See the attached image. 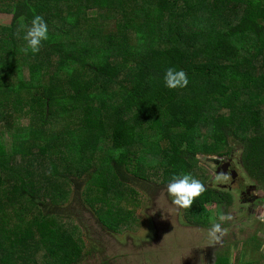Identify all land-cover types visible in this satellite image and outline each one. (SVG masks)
<instances>
[{
  "label": "trees",
  "instance_id": "16d2710c",
  "mask_svg": "<svg viewBox=\"0 0 264 264\" xmlns=\"http://www.w3.org/2000/svg\"><path fill=\"white\" fill-rule=\"evenodd\" d=\"M0 2L12 14L11 33L0 39V88L15 99L0 102V115L19 104L33 108L12 145L0 128V214L12 207L22 226L0 217V264L81 261V236L58 219L72 217L49 208L63 201L69 181L88 183L87 201L116 231L134 220L124 205L139 203L131 176L148 178L153 168L163 184L182 173L204 184L198 155H231V139L243 144L248 171L264 180V0ZM93 8L96 19L81 27ZM115 12L121 17L113 21ZM34 15L49 29L36 54L23 51L15 31ZM98 16L109 18L106 25ZM169 67L186 72V88L165 86ZM27 156L40 159L28 171ZM45 162L51 172L36 180ZM204 185L185 218L210 227L207 204L230 196Z\"/></svg>",
  "mask_w": 264,
  "mask_h": 264
},
{
  "label": "rangeland",
  "instance_id": "374dc122",
  "mask_svg": "<svg viewBox=\"0 0 264 264\" xmlns=\"http://www.w3.org/2000/svg\"><path fill=\"white\" fill-rule=\"evenodd\" d=\"M0 6H2L0 9L1 39L4 35L11 33L7 28L12 21V14L3 8L7 6L6 3L0 2ZM113 14L115 16L113 21L121 17L120 13L115 12ZM86 15L87 19H82L80 22L82 23L81 27L89 26V22L86 20L90 18L96 19L98 9H90ZM108 19L105 16H98V22L104 23L105 25ZM21 24H24V22H19L18 27L16 26V33ZM21 32L23 33V30H21ZM21 46L22 48L26 47V42L24 40L21 42ZM24 60L25 58L23 57V63ZM26 78H28L27 74L25 75V79ZM17 81L18 79L16 76L6 78V82L14 85ZM7 99H9V102H15V99L12 100V97L7 96L0 88V102ZM31 109L33 108L28 104H26L24 108L19 104L18 109L11 107L9 110H6L7 112L5 114H1L2 116L0 115V128H2L9 146L10 144L12 145V133L15 132L20 125L26 126L30 123L31 115L33 114V110ZM230 144L234 146V149L239 145L241 146V142L238 139L236 141L231 139ZM106 147H108L107 144ZM239 147L236 149V153H239ZM97 156V159H101L104 155L99 152ZM198 157L201 160L200 170L202 176L205 177L203 179L204 184L209 181L212 182L214 175L212 170L215 169L214 163L205 162L207 158H204L203 155H198ZM37 160L40 161L39 158L33 159L32 156H27L24 159L26 171L29 170V164ZM43 164L44 165L35 174L36 180L47 177L51 172L50 165L47 162ZM61 165L62 163H60L58 167L59 171L63 170ZM154 171L155 169L153 168L148 169V178L138 177L134 179L133 176H131L133 179L131 186L140 193L139 203L136 206L132 204L124 205L135 210L134 220L130 225L121 226L116 231L108 229L100 222L98 219L99 212L97 211V207L92 206V204L87 201L91 200L87 197V182L83 183L79 188L71 184L73 183L71 181H69V183H63V188L65 189L62 196L63 201L61 200V202L57 203V205L60 206L51 202L49 208L72 217L68 220L58 219L60 222L71 223V226L75 228V232L78 233L83 240L84 253L78 264H182L181 260L183 258L194 251L198 252L201 250L202 252L204 246L206 247L216 241L209 237L208 231L213 223L219 222L222 206L216 202H211L207 205L211 211L212 223L210 227H201L200 225L186 222L185 209H178L173 205L172 198L167 194V184H163L161 178L157 180L156 177L159 175L156 176ZM0 175L5 178L3 171H0ZM71 180H73V178H71ZM259 183L260 185L262 184L261 186L264 188V181L259 180ZM214 186H218V183L214 182ZM3 193L16 194L8 190ZM0 217L11 227L22 228L15 217V212L12 207L7 208L6 213L0 214ZM243 225L242 227L244 228L251 226V224L247 223ZM231 226L233 228L234 224H231ZM254 233L253 231L244 230L242 233H239V240L244 244L242 251L241 248L235 250L236 245L234 248L230 247L234 244V238L233 235L229 234L226 247H221L222 249L220 251L214 253L217 258L221 257L218 263L225 264V262L230 259L232 264H241L240 262L264 264V260H260L264 256V250H261L258 254V242L252 247V249H254L253 252H251L250 249V244L256 240V235L252 237ZM12 234L16 236L17 233ZM251 237L253 239H248ZM231 252L233 254H230ZM223 254H229L230 257ZM38 258L40 262L42 261V263L45 262L48 264L47 260L43 261V258L39 256ZM23 264H28V262L26 261Z\"/></svg>",
  "mask_w": 264,
  "mask_h": 264
},
{
  "label": "flooded vegetation",
  "instance_id": "af4514ba",
  "mask_svg": "<svg viewBox=\"0 0 264 264\" xmlns=\"http://www.w3.org/2000/svg\"><path fill=\"white\" fill-rule=\"evenodd\" d=\"M236 149L231 155L218 156L219 159L216 160L205 159V162L214 163L215 165V169L212 170V173H214L212 182L209 181L207 185L228 193L230 196L229 200L219 202V205L222 206L221 216H231L230 220L224 222L219 220V223H222V227L227 229V233L221 240L214 241L206 247L204 246L202 252L201 250L198 252L194 251L183 258L181 260L182 264H217L219 257L217 258L214 253L220 251L221 247H226L229 234L233 235L234 238V244L230 247L234 248L236 245V250L244 246L239 240V233H242L243 230L254 232L258 226L257 216H259V213L256 216V212L260 207L264 206V188L259 183L261 179L254 176L246 167L243 144L241 143L239 147V153H236ZM214 182H217L218 186H214ZM245 223L251 224V226L242 227ZM231 224H234L233 228ZM230 254L233 253L231 252ZM223 255L230 257L229 254Z\"/></svg>",
  "mask_w": 264,
  "mask_h": 264
},
{
  "label": "clouds",
  "instance_id": "9594fccd",
  "mask_svg": "<svg viewBox=\"0 0 264 264\" xmlns=\"http://www.w3.org/2000/svg\"><path fill=\"white\" fill-rule=\"evenodd\" d=\"M23 30V40L26 47L25 53L31 51L36 54L40 51L42 43L48 40V24L41 15H34L29 26L20 25L17 36ZM164 84L170 90L183 89L189 84L187 74L183 70H177L169 67L164 74ZM167 194L172 198V203L178 209H188L193 205L194 200L205 191V185L191 173H182L174 175L166 186ZM231 216H220L219 220L224 222L230 220ZM264 219V217H261ZM227 233V229L222 227L221 223H213L208 231L211 239L219 241ZM264 250V249H262Z\"/></svg>",
  "mask_w": 264,
  "mask_h": 264
},
{
  "label": "crops",
  "instance_id": "0c3cea01",
  "mask_svg": "<svg viewBox=\"0 0 264 264\" xmlns=\"http://www.w3.org/2000/svg\"><path fill=\"white\" fill-rule=\"evenodd\" d=\"M258 213H259V216H257ZM256 216H257V224H258V226H257L256 230H254L255 233L253 232L254 236H252V237H255V235H256V237H255L256 240H254V242L250 244V249H251V252H253L254 249H252V247L254 245H256V243L258 242V247H259L258 254H259L260 251L262 249H264V219H261V217H264V206L260 207L259 210H257ZM243 248L244 247L242 246L241 247V251L243 250ZM260 260H264V256ZM240 263L241 264H248L246 262H240Z\"/></svg>",
  "mask_w": 264,
  "mask_h": 264
},
{
  "label": "water",
  "instance_id": "95a60500",
  "mask_svg": "<svg viewBox=\"0 0 264 264\" xmlns=\"http://www.w3.org/2000/svg\"><path fill=\"white\" fill-rule=\"evenodd\" d=\"M204 158L206 157V158H208V159H219L218 158V156H216V155H205V156H203Z\"/></svg>",
  "mask_w": 264,
  "mask_h": 264
}]
</instances>
